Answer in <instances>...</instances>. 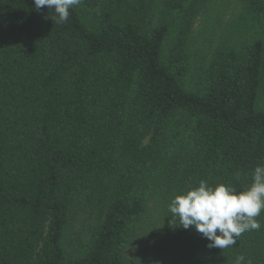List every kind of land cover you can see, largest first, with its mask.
I'll list each match as a JSON object with an SVG mask.
<instances>
[{
  "label": "trees",
  "instance_id": "1",
  "mask_svg": "<svg viewBox=\"0 0 264 264\" xmlns=\"http://www.w3.org/2000/svg\"><path fill=\"white\" fill-rule=\"evenodd\" d=\"M154 1L82 0L57 23L33 0H0V264H125L153 164L168 162L177 195L200 181L244 191L264 164V41L218 52L188 90L205 0H162L158 16ZM109 186L88 235L70 236L77 198ZM171 218L181 264H264V211L224 250Z\"/></svg>",
  "mask_w": 264,
  "mask_h": 264
},
{
  "label": "rangeland",
  "instance_id": "2",
  "mask_svg": "<svg viewBox=\"0 0 264 264\" xmlns=\"http://www.w3.org/2000/svg\"><path fill=\"white\" fill-rule=\"evenodd\" d=\"M153 5L154 14L158 16L163 9L162 0H155ZM175 37L176 33L171 43ZM255 40L264 41V12L255 10L249 0H205L193 15L185 40L188 49V64L182 79L185 88L192 90L205 83L210 64L218 52L245 48ZM261 105L264 107V96ZM167 164L157 162L148 168L156 179L147 193L146 210L135 221L134 236L124 251L125 264H181L179 249L171 234L170 218L173 216L168 210L171 199L177 196V188L174 191L168 188L171 179ZM112 191L109 186L107 190L89 191L86 196L77 198L74 203L76 223L70 236L73 233H78L80 238L88 235L101 217L104 196ZM171 219L176 221L174 217ZM178 225L179 220L174 227L186 230Z\"/></svg>",
  "mask_w": 264,
  "mask_h": 264
},
{
  "label": "clouds",
  "instance_id": "3",
  "mask_svg": "<svg viewBox=\"0 0 264 264\" xmlns=\"http://www.w3.org/2000/svg\"><path fill=\"white\" fill-rule=\"evenodd\" d=\"M82 0H33L35 9L52 11L57 23H64L69 10ZM169 212L179 219L184 229L191 226L210 243L208 248L227 249L237 243L243 233L261 228L256 219L264 211V164L252 172V183L244 191L219 184L210 187L200 181L199 186L171 199ZM175 226V225H173ZM245 257L237 256L235 264H244ZM248 264H251L249 261Z\"/></svg>",
  "mask_w": 264,
  "mask_h": 264
}]
</instances>
